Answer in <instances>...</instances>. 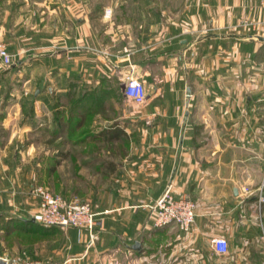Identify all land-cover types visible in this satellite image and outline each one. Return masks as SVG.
<instances>
[{"label":"crops","instance_id":"crops-1","mask_svg":"<svg viewBox=\"0 0 264 264\" xmlns=\"http://www.w3.org/2000/svg\"><path fill=\"white\" fill-rule=\"evenodd\" d=\"M78 1L0 0V33L8 38L21 30L24 47L15 52L13 44L14 56H31L34 44L60 46L43 57L58 64L55 75L63 69L60 58L75 60L78 72L79 54L86 55L87 95L103 100L87 103L85 155L75 161L89 169L85 201L102 225L89 246L86 231L34 220L39 201L30 190L41 160L31 158L37 151L30 137L39 130L32 127L37 118L4 117L0 219L7 220L8 244L0 258L7 264H264V203L243 194L264 173V39L235 29L244 15L264 17L260 0H145L144 22L135 15L107 21ZM132 74L144 81V101L125 95ZM169 184L175 196L196 203L188 231L156 227L150 218V205ZM217 236L227 239V253L212 246Z\"/></svg>","mask_w":264,"mask_h":264},{"label":"rangeland","instance_id":"rangeland-1","mask_svg":"<svg viewBox=\"0 0 264 264\" xmlns=\"http://www.w3.org/2000/svg\"><path fill=\"white\" fill-rule=\"evenodd\" d=\"M78 2L80 7L89 4L94 6L96 13L104 12L107 21L121 20L124 16L132 17L135 15L138 19L136 22L140 19L144 22L149 17L147 13H150L149 3H146L145 0H88V2L87 0H79ZM260 2L264 7L263 1L260 0ZM134 11L136 12L134 13ZM81 14L82 11H80ZM244 20L251 22V25H244ZM97 22L99 21L97 20ZM98 28L101 30V22H99ZM235 29L244 31L252 37L260 36L258 34H264V17L253 18L244 15L238 20ZM16 31H19L20 36L7 38L6 34L5 36L0 33V38L10 52L11 47H14L13 44L15 45V52L21 51L24 47L21 43V30L17 29ZM78 32L79 34L85 33V29L80 27ZM42 46L37 44L30 46L32 48L31 56L27 57L28 53H25L22 57L21 53H19V56H14L13 64L9 67L0 62V119L13 117L19 120L26 116L37 118L32 127H37L39 130L35 131L36 133H33L30 137L31 142L36 146L34 147L37 152L31 158L34 163L38 162V159L41 161L35 165L34 176L36 182L30 191L39 203L40 198L36 194L37 188H42L67 200H78L81 203L88 204L85 200L88 193L86 180L89 176V169L85 166L80 167L78 160L75 161L77 154L79 158L85 155V152L81 154L82 149H85V144L81 145L84 140L82 141L80 136H84L88 131L86 129L88 115L85 113V102H82L83 105H80L79 109H75L76 105L75 107L73 105L79 103L78 100L86 97L87 91L90 92L92 89V87L85 86L88 83L87 74L84 73L86 71V55L83 54L84 52L79 54V58H82L79 59V63L80 65L84 64L81 65V68H78V72L74 71L77 67L75 60H67L65 56L60 58L58 63L61 65L58 67L64 70H59L60 75H55L54 68L57 63L45 60L43 57H45V53H53L55 50L60 49V46L52 44ZM77 46L80 51H84L83 48L86 47V42L80 41ZM48 64H50L51 70L47 66ZM44 68L50 70L49 75L44 74ZM65 68H69L67 69L70 70L69 74L71 72L69 76L64 73ZM73 68L75 69L73 70ZM71 69L75 74L72 73ZM95 80H97V77H95ZM100 97L99 100L102 101V95ZM72 108L75 109V122L83 114L85 118L83 127L74 126L73 121L71 128L63 134L62 139H57L59 133L54 131L55 114L56 112H58V115L63 114L66 119ZM38 134H41V136L44 134V136L39 137ZM58 150L63 153L61 155L58 152L56 153ZM6 230L7 220L0 219V256H5V248L8 244Z\"/></svg>","mask_w":264,"mask_h":264},{"label":"built area","instance_id":"built-area-1","mask_svg":"<svg viewBox=\"0 0 264 264\" xmlns=\"http://www.w3.org/2000/svg\"><path fill=\"white\" fill-rule=\"evenodd\" d=\"M262 1L264 3V0ZM243 24L249 26L251 22L244 20ZM13 61L14 54L9 51L0 38V62L9 67ZM124 92L131 100L144 101L147 92L142 77L129 75L125 80ZM36 194L40 198L39 207L33 214L36 222L44 226L75 227L80 232H87L89 246L95 243L97 231L102 225V218L88 204L78 200H67L59 195L55 196L42 188H37ZM243 194L246 197L256 194L259 203H264V173L258 187L254 190L244 187ZM195 207L196 203L189 195L175 196L172 185L169 184L155 202L150 205V218L156 227L176 224L181 230L188 231L195 222ZM212 246L219 253H227L229 249L227 239L222 236L214 237Z\"/></svg>","mask_w":264,"mask_h":264},{"label":"trees","instance_id":"trees-1","mask_svg":"<svg viewBox=\"0 0 264 264\" xmlns=\"http://www.w3.org/2000/svg\"><path fill=\"white\" fill-rule=\"evenodd\" d=\"M96 99H98V100H96ZM78 101H80L79 103L81 105H83L82 102H85L84 106L86 107L88 102H91L92 104L97 103L99 101V98L96 94L91 93V94L86 95V97L81 98ZM80 104L78 105V108L75 107V109H79ZM75 109L72 108L70 110L66 119H65L63 114L58 115V112H56L55 120H54V122H55L54 123L55 124V128H54L55 133H59V132L66 133V132H68L67 130H69L71 128V124L73 121H74V126L83 127V124L85 122V118H84L83 114H81V118L79 120H77V122H75V120H74V118H75L74 115H76ZM85 113H86V111H85ZM62 153L63 152H61V154Z\"/></svg>","mask_w":264,"mask_h":264},{"label":"water","instance_id":"water-1","mask_svg":"<svg viewBox=\"0 0 264 264\" xmlns=\"http://www.w3.org/2000/svg\"><path fill=\"white\" fill-rule=\"evenodd\" d=\"M259 39H264L262 36H257ZM123 87H125V83L123 84ZM139 244L137 243L135 246L137 247ZM0 264H7L6 260L4 258H0Z\"/></svg>","mask_w":264,"mask_h":264}]
</instances>
